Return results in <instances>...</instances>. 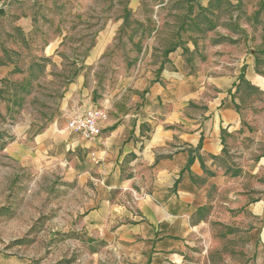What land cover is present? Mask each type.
<instances>
[{
    "label": "rangeland",
    "instance_id": "obj_1",
    "mask_svg": "<svg viewBox=\"0 0 264 264\" xmlns=\"http://www.w3.org/2000/svg\"><path fill=\"white\" fill-rule=\"evenodd\" d=\"M0 10V264H116L84 218L96 195L85 173L97 177L87 151H71L54 123L105 100L118 118L182 74L239 79L227 92L241 128L224 138L223 170L264 193L262 0H0ZM252 223L214 213L182 264H244Z\"/></svg>",
    "mask_w": 264,
    "mask_h": 264
},
{
    "label": "crops",
    "instance_id": "obj_2",
    "mask_svg": "<svg viewBox=\"0 0 264 264\" xmlns=\"http://www.w3.org/2000/svg\"><path fill=\"white\" fill-rule=\"evenodd\" d=\"M198 1L206 8L211 0ZM173 61L182 71L180 56ZM255 75L253 68L248 70L247 80L254 85ZM209 79L203 83L182 74L165 87L151 86L142 105L130 113L110 121L108 114L94 146L79 141L65 126L58 131L54 123L56 132L72 137L71 151H87L94 167L97 177L85 173L94 181L96 195L84 218L94 243L110 251L114 263L182 264L188 236L215 213L251 217L244 264H264V193L252 194L223 170L224 138L241 128L227 92L239 79ZM195 88L211 91L212 97L198 96ZM201 105L197 113L194 108Z\"/></svg>",
    "mask_w": 264,
    "mask_h": 264
},
{
    "label": "built area",
    "instance_id": "obj_3",
    "mask_svg": "<svg viewBox=\"0 0 264 264\" xmlns=\"http://www.w3.org/2000/svg\"><path fill=\"white\" fill-rule=\"evenodd\" d=\"M110 103L105 100L99 106H95L84 112L73 113L69 116L65 131L74 135L79 141L94 146L102 136V127L108 120ZM92 159L96 153H90Z\"/></svg>",
    "mask_w": 264,
    "mask_h": 264
},
{
    "label": "water",
    "instance_id": "obj_4",
    "mask_svg": "<svg viewBox=\"0 0 264 264\" xmlns=\"http://www.w3.org/2000/svg\"><path fill=\"white\" fill-rule=\"evenodd\" d=\"M3 12V10H0V14Z\"/></svg>",
    "mask_w": 264,
    "mask_h": 264
},
{
    "label": "trees",
    "instance_id": "obj_5",
    "mask_svg": "<svg viewBox=\"0 0 264 264\" xmlns=\"http://www.w3.org/2000/svg\"><path fill=\"white\" fill-rule=\"evenodd\" d=\"M191 163V160L188 162V164Z\"/></svg>",
    "mask_w": 264,
    "mask_h": 264
}]
</instances>
